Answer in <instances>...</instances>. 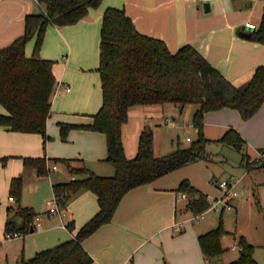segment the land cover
Listing matches in <instances>:
<instances>
[{"label": "crops", "instance_id": "1", "mask_svg": "<svg viewBox=\"0 0 264 264\" xmlns=\"http://www.w3.org/2000/svg\"><path fill=\"white\" fill-rule=\"evenodd\" d=\"M206 3L210 4L209 10L206 9ZM108 7L125 9L139 30L165 40L173 52L185 44L195 46L211 64L238 86L246 85L255 69L264 65V43L239 34L242 30L251 31L246 26L247 22L259 25L264 11V4L260 0H103L99 7L90 8L88 14L75 24H51L47 27L40 55L55 61L53 72L57 78L47 123H50L53 116L58 126L62 123H92L94 115L101 108L103 90L98 68L103 15ZM42 11H45V7L39 0H0V49L24 33L26 15ZM35 42L36 37L27 43L28 57L33 55ZM196 108L197 105L191 103L184 107L173 103L131 106L128 120L122 126L126 156L133 158L137 155L139 138L146 126H150L155 135L157 127L172 120L176 122L185 109H188V115L193 116ZM7 113L0 102V114ZM207 115L218 118L215 124L220 128L215 126L211 131L217 138L233 127L250 140L253 139L254 144L264 143V103L250 119H244L237 109L230 107ZM210 120L207 119V123ZM46 132L49 140L44 147L41 133L15 131L0 125V159L7 158L5 164L0 160V263L6 260V264H17L22 257L28 259L35 255L27 257L25 245L9 250L5 243L7 239L21 236L24 239L33 237V241L37 242L36 230L13 236V233L6 234V222L13 215L9 208L17 206L16 198L10 193L12 179L20 175L25 181L48 177L41 176L35 168L26 166L24 158L46 157L49 161L60 157L51 155V152H55L54 144L50 140V130L47 129ZM207 133L210 134L208 126ZM188 136L190 135L186 136V141H192L191 136L192 140H187ZM67 140L70 141V154L73 157L60 158H73V165H86L100 175L115 173L114 166L106 160L108 145L105 133L71 128ZM178 147L176 145L172 151ZM154 150L156 155H164L158 153L155 144ZM169 152L171 151L167 153ZM260 153H264V149ZM201 160L129 191L121 200L112 221L102 225L83 241L84 247L97 264H210L201 249L199 236L213 227L205 225V222L201 226L193 222L204 219L208 210L203 218H194L185 202H177V185L170 184L171 179L178 177V171ZM59 169V166L57 169L52 168ZM72 176L55 181L49 178L55 184L67 182ZM243 178L244 176L235 175L229 177L230 180L239 179L238 183ZM39 186L40 183L37 182L33 188L38 189ZM218 188L221 190L219 182ZM205 194L209 198V193ZM221 196L223 191L217 197ZM32 208L34 209L33 206ZM98 209L97 195L91 190L83 189L71 197L67 212L64 213L69 216V220H75L76 229H79ZM47 212L49 215L56 214L49 212V205ZM16 220L21 221L19 217ZM35 223L36 228L42 225L46 230V224L41 222L39 216L35 217ZM66 224H63L66 232L63 230L61 238L71 239L75 231H70ZM226 235L228 234L222 240ZM22 240L20 238L19 241ZM43 246L37 245L35 253L45 249ZM225 247L230 248V245ZM231 247L235 251L240 248L235 243Z\"/></svg>", "mask_w": 264, "mask_h": 264}, {"label": "trees", "instance_id": "2", "mask_svg": "<svg viewBox=\"0 0 264 264\" xmlns=\"http://www.w3.org/2000/svg\"><path fill=\"white\" fill-rule=\"evenodd\" d=\"M103 0H39L45 11L25 17V31L11 44L0 49V102L7 114H0V125L21 132H39L47 140V120L51 114L52 98L57 86L52 59L41 57L40 49L47 27L51 24L72 25L83 19L90 8H97ZM36 37L34 52L26 55L27 43ZM251 38L264 43V11L259 25L251 30ZM103 103L88 124L62 123V137L71 128L101 131L107 136V161L114 168L113 175H100L86 165L75 166L69 158H53L64 162L75 178L53 184L59 205H68L78 191L91 190L97 195L99 209L79 229L70 219L66 227L75 231L71 239L39 250L31 258L22 257L17 264H97L84 247L83 241L102 225L112 221L123 197L132 189L150 183L178 168L206 157L209 139L204 134L206 112L225 107L235 108L244 119H250L264 103V65L258 66L244 86L229 80L193 45L185 44L176 52L167 42L143 33L125 9L108 7L103 15L100 40V65ZM173 103L180 107L193 103L197 108L193 123L198 138L187 146L156 155L154 132L146 126L139 138L138 153L133 158L125 154L122 126L128 120L129 108L137 104ZM221 141L241 149L246 140L231 127ZM6 163L7 158L0 159ZM26 166L35 168L41 176L51 167L46 157H26ZM248 168L263 167L251 162L244 154ZM22 175L11 181L10 193L17 206L10 207L13 215L6 222V234H27L36 230L37 212L20 204ZM178 191H186L195 198L187 206L193 214H200L210 205L208 196L188 179L181 181ZM259 205V203H257ZM14 209V210H13ZM19 217L20 222L16 220ZM227 233L222 222L201 234L199 242L208 259L225 251L222 238ZM240 256L228 264H258L254 245L245 236L238 241Z\"/></svg>", "mask_w": 264, "mask_h": 264}, {"label": "rangeland", "instance_id": "3", "mask_svg": "<svg viewBox=\"0 0 264 264\" xmlns=\"http://www.w3.org/2000/svg\"><path fill=\"white\" fill-rule=\"evenodd\" d=\"M260 2L264 4L263 0H260ZM187 111L188 109H185L182 112L181 118L176 120V122L172 120L170 123L162 124L156 128L154 144L158 153L165 154L168 151H172L176 145H189L191 141H186L185 138L187 135L193 138L192 141L198 138V132L193 123V116L188 115ZM209 112L212 111H208L206 114ZM206 114L204 116V134L209 139L206 144V157L178 171L180 172L178 173V177L171 179L170 184L172 186L177 185L179 188L181 181L188 179L205 193H209L210 203H213L218 195H222V190L218 188V182L229 179L232 175L236 177L244 176L241 182L235 187L238 194L233 198V209H226L223 212L210 208L204 219L195 220L193 222L194 224H200L199 226H201L202 222H205V225H210L213 228L217 227L222 222L224 229L227 231V237L222 240L225 251L209 259L210 264H228L232 260L238 259L240 256V249H236L235 251L231 245L234 243L238 245L241 236H245V238L254 245V257L257 263L264 264V166L248 168L243 163V156L246 154L250 156L251 162H257V165L262 164L264 162V155L262 156L260 151H263L264 143L262 145L254 144L252 142L254 141L253 139L250 140L240 131L239 132L246 140L245 145L241 149L224 143L221 141L222 136L217 138V136L211 134L215 126L219 127V125L215 124L218 118L209 117V115L206 116ZM207 119H211L209 123H207ZM55 120L56 118L53 116L50 123L46 125V130L49 129L52 135L50 140L53 142V147L55 149V152H51V155L60 157L71 156V149L69 147L70 141L67 140L68 133L65 138H63L61 125L58 126ZM207 126L209 127L210 134L207 133ZM48 140L49 138L47 140L44 139V147H46ZM48 163L51 170L48 175H45L46 177L48 176L47 178L25 181V178L22 176L23 185L20 198V204L22 206H33L34 209L39 212L36 217L39 216L41 222L46 224V230L43 229L42 225L37 226L35 232V237L38 236L37 242L33 241V237H31V239L30 237L24 239L23 236H21L20 238L23 239L21 242L19 241L20 238H17L11 240L7 239L5 243V245L8 244L7 247L9 250H15L17 246L20 247L25 245L24 249L27 257H31L35 254L37 250L35 247L37 245L42 244L44 245L42 248H48L68 239L61 238L63 230L66 232V228L63 227V224L69 221V216H64V212H67V205H59L61 211L57 212L55 215H49L47 209L48 201L55 199L53 182L65 176L70 177L72 174L67 165L62 161L56 162L54 159H51ZM55 164L59 166V170H52ZM108 164L111 163L108 162ZM89 168L91 169V167ZM49 177L54 181L52 182ZM37 182L40 183V186L38 189H34L33 185ZM257 203H259V205ZM49 228L53 229L49 230ZM228 245H230V248L225 247ZM0 264H6V260L4 263L2 261Z\"/></svg>", "mask_w": 264, "mask_h": 264}, {"label": "built area", "instance_id": "4", "mask_svg": "<svg viewBox=\"0 0 264 264\" xmlns=\"http://www.w3.org/2000/svg\"><path fill=\"white\" fill-rule=\"evenodd\" d=\"M246 26L251 30L256 28V24L252 22H247ZM67 90L69 91L70 87H68ZM187 140H192V138L188 136ZM261 155L263 156L264 153H261ZM57 167L58 166L55 164L53 165L52 168L57 169ZM72 178H75V176H72ZM238 182H239V179H236V180L225 179V180L220 181L219 187L223 191V196L215 198L214 202L210 203L209 207L205 209L202 213L194 214V218L196 219L203 218L206 214V211L209 210L210 208L216 209L217 211H223L225 209H232L233 208L232 198L238 194V192L235 190V187ZM194 198H195V195H192L186 191H179L176 200L178 203L185 202L188 205L189 203L192 202ZM10 199H13V196H10ZM48 205H49L50 213H57L61 211L56 197L55 199L49 200ZM64 216L66 215L64 214ZM17 235L18 233L16 232L13 233V236H17Z\"/></svg>", "mask_w": 264, "mask_h": 264}, {"label": "water", "instance_id": "5", "mask_svg": "<svg viewBox=\"0 0 264 264\" xmlns=\"http://www.w3.org/2000/svg\"><path fill=\"white\" fill-rule=\"evenodd\" d=\"M205 6H206V9L209 10L210 4L206 3ZM239 34L243 37H251V31L242 30L239 32Z\"/></svg>", "mask_w": 264, "mask_h": 264}]
</instances>
